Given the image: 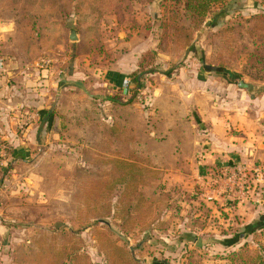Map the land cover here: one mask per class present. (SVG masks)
<instances>
[{
  "label": "rangeland",
  "instance_id": "obj_1",
  "mask_svg": "<svg viewBox=\"0 0 264 264\" xmlns=\"http://www.w3.org/2000/svg\"><path fill=\"white\" fill-rule=\"evenodd\" d=\"M174 1L0 0V23L11 24L0 46L7 66L50 59L59 75L75 74L54 96L55 131L36 162L43 194L25 207L11 200L13 212L4 216L15 219L4 264H73L76 255L75 264H108L102 238L116 241L136 264L264 259V162L208 176L199 155L179 147V138L199 127L182 125L184 134L173 135L176 126L166 125L171 117L184 119L187 109L196 111L187 96L191 84H185L196 78L201 84L219 80L212 88L226 108L212 114L232 117L242 109L252 113L241 127L249 132L255 117L263 125L264 32L253 18L264 13V0H228L190 44L176 32L189 22L181 12L173 15ZM121 67L135 68L141 91L120 96L104 86ZM114 159L135 160L145 169L137 203L143 214L134 228L131 216L127 223L104 216L121 205L126 216L132 213L120 203L121 191L107 183L113 182Z\"/></svg>",
  "mask_w": 264,
  "mask_h": 264
},
{
  "label": "crops",
  "instance_id": "obj_2",
  "mask_svg": "<svg viewBox=\"0 0 264 264\" xmlns=\"http://www.w3.org/2000/svg\"><path fill=\"white\" fill-rule=\"evenodd\" d=\"M2 23V25L0 23L2 26L0 30L3 32L0 35L1 43L5 41V36L11 29V24ZM3 29L8 31L4 32ZM135 68L112 69L110 81H106L104 86L112 89L113 92L120 91L122 95L127 96L130 91L126 85L129 75ZM58 72L52 69L42 70L38 68L37 63L33 66L27 65L25 68L11 63L6 71L0 74V132L13 147L12 154L6 160L7 163L0 175V264H4L8 259L5 239L7 230L12 226L11 223L15 222V219L9 216L7 219L4 217L9 212H13L9 211V208L14 207L11 200H23L25 203H21L19 207H25L26 202L32 200L37 194H43L40 190L43 177L35 169L36 162L40 152L47 145L46 136H50L55 131L52 130L56 120L54 112L58 107L59 98L54 96L60 94L59 89L64 87L62 83L72 85L69 80L75 76V74L59 75ZM218 82L216 78H206L202 84L198 78L192 83L186 80L185 84H191L192 87V92L187 95L190 99L189 104L195 106L196 111L192 113L187 109L184 119L178 121V118L171 117V121L166 124L176 126L170 131L173 135L184 134L185 131L180 129L182 125L185 128L199 127L193 136L187 132L186 136L180 137L179 147H188L194 154L197 153L202 167H207L206 172H210L208 176H214V169L216 171L214 172L219 175L218 171L233 167L244 170L251 161L256 164L264 162V123L259 125L260 118L254 116L255 122L250 120L249 133L246 125L243 127L241 125L244 115L252 113L251 111L240 109L239 113H235L232 117L227 113L226 116L212 114L214 109L226 108L212 88ZM241 95L243 102L245 98L251 102L248 95ZM159 96L161 97V93ZM18 109H21V114L17 113ZM253 110L259 113V110L255 108ZM25 113H29L30 118L22 129L19 123L27 118L23 115ZM232 124L238 126H234L239 132L238 135L231 132Z\"/></svg>",
  "mask_w": 264,
  "mask_h": 264
},
{
  "label": "trees",
  "instance_id": "obj_3",
  "mask_svg": "<svg viewBox=\"0 0 264 264\" xmlns=\"http://www.w3.org/2000/svg\"><path fill=\"white\" fill-rule=\"evenodd\" d=\"M49 1L50 4H54L51 0ZM227 1L228 0H175V5L173 4L174 11H172L173 15L176 13L179 15V12H181L183 13V19L185 18V20L189 22V24L177 26L176 32L179 34L178 37L185 39L186 43L190 44L193 39V33L200 30L203 25L207 23V20L214 10L219 7H224ZM172 18L175 19L174 17ZM253 20L256 22L254 28L260 29L264 32V13L256 15ZM158 22L160 24V30L162 29L161 31H163V22L160 20ZM164 31L166 30L164 29ZM2 45L3 44L0 43V46ZM128 82L132 86L129 90L130 93L141 91L143 84L141 83L139 73H131ZM120 96H122L121 93ZM54 115L56 116L57 113L54 112ZM111 165L113 166V182L107 183L114 189V191L117 189L121 191L120 203H127V206L132 210V213L131 215L126 216L121 205V208L119 209L117 207L115 209L109 208L104 216H110L113 214L114 218L120 220L122 223H127L131 216L132 223L134 224L132 228H134L136 227V224H141V221L139 220H141L140 217L143 214L139 209V206H137V203H141V198L143 197L141 187L144 184L145 169L139 166L135 160L131 159H114L111 161ZM98 184L99 182H97L96 185ZM97 204L98 202H96V205ZM98 217H100V215ZM98 242L101 249L106 252L108 264H136V261L131 254L118 245L116 241L110 238H105L103 240L102 238L98 240ZM234 256L236 257L240 255L234 254ZM78 259L79 257L76 255L73 264H75V260L77 261ZM250 259L249 264H264V259L259 255L251 256Z\"/></svg>",
  "mask_w": 264,
  "mask_h": 264
},
{
  "label": "built area",
  "instance_id": "obj_4",
  "mask_svg": "<svg viewBox=\"0 0 264 264\" xmlns=\"http://www.w3.org/2000/svg\"><path fill=\"white\" fill-rule=\"evenodd\" d=\"M51 64L52 61L50 59H41L37 65L38 68H41L42 70H50L51 69ZM7 65L6 63L0 59V74H3L6 71ZM126 88L128 89V91L132 88L131 84L128 82L126 85ZM17 113L21 114V109L16 110ZM25 115V117H27L24 121L21 120V122L19 123V127L24 129V126L27 123V120L30 118V114L29 113H25L23 114ZM20 119V117L18 118ZM12 144L7 141L1 134L0 132V175L2 172V169L5 167L6 165V160L10 158L11 154H12Z\"/></svg>",
  "mask_w": 264,
  "mask_h": 264
},
{
  "label": "water",
  "instance_id": "obj_5",
  "mask_svg": "<svg viewBox=\"0 0 264 264\" xmlns=\"http://www.w3.org/2000/svg\"><path fill=\"white\" fill-rule=\"evenodd\" d=\"M71 40H77V36H76V33L73 31L72 34H71ZM243 86V84H241Z\"/></svg>",
  "mask_w": 264,
  "mask_h": 264
}]
</instances>
